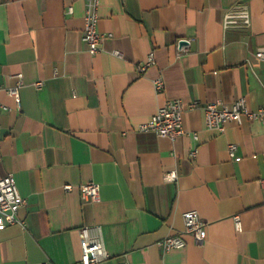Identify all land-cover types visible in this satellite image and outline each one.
I'll return each instance as SVG.
<instances>
[{
	"label": "crops",
	"instance_id": "obj_1",
	"mask_svg": "<svg viewBox=\"0 0 264 264\" xmlns=\"http://www.w3.org/2000/svg\"><path fill=\"white\" fill-rule=\"evenodd\" d=\"M236 3L248 27L224 25ZM83 15L84 0H0V175L26 198L24 226L0 230V264H74L80 228L95 224L109 254L99 264H264V114L221 133L203 120L207 102L264 109V0H100L94 54ZM19 80L17 101L7 88ZM173 98L185 133L138 129ZM90 180L96 202L80 196ZM191 209L202 244L184 231ZM176 232L185 245L163 252L158 241Z\"/></svg>",
	"mask_w": 264,
	"mask_h": 264
},
{
	"label": "built area",
	"instance_id": "obj_2",
	"mask_svg": "<svg viewBox=\"0 0 264 264\" xmlns=\"http://www.w3.org/2000/svg\"><path fill=\"white\" fill-rule=\"evenodd\" d=\"M100 0H84L83 29L81 38L87 46L89 53L94 54L99 50V44L102 34L98 30ZM68 14L73 12L72 6L66 7ZM225 26L248 27L250 25V13L246 4L236 3L224 16ZM183 50L182 47L179 51ZM261 58H264V47L257 52ZM113 54L119 55V51L114 50ZM155 62L154 51L148 52L145 62L138 64V70L143 71ZM20 77V74H18ZM20 79V78H19ZM20 80L14 86L7 88V91L17 101H19ZM42 82H36L39 87ZM156 92H160L164 87V82L160 77L153 80ZM184 110L183 102L180 98L168 99L159 106L156 112L145 122L139 124L140 131H152L158 136H165L171 139L185 133L183 128L182 113ZM204 124L209 129H214L219 133L224 132L226 124L229 122H241L243 117L248 119L260 118L264 114V109L250 111L245 106L243 97L237 98L231 103L222 101L207 102L203 105ZM197 138L195 132L192 133ZM236 148L235 143L228 145L230 156H234ZM196 149L190 154L194 156ZM177 177L176 170L168 171L164 174V179L172 181ZM64 189L68 190L70 184H64ZM80 196L82 200L96 202L100 199V186L92 180L80 184ZM26 204L24 198L18 191L12 173L0 175V230L8 225L19 224L24 226V219L19 217V210ZM184 222V231L190 233L196 244H202L205 240V222L194 209L186 210L182 213ZM235 227L240 228L239 216H234ZM158 245L163 252L174 248H181L185 245L180 233H171L158 241ZM80 246L81 256L74 264H99L107 259L109 254L105 249L100 225L83 226L80 228ZM119 264H129L127 261H121Z\"/></svg>",
	"mask_w": 264,
	"mask_h": 264
},
{
	"label": "water",
	"instance_id": "obj_3",
	"mask_svg": "<svg viewBox=\"0 0 264 264\" xmlns=\"http://www.w3.org/2000/svg\"><path fill=\"white\" fill-rule=\"evenodd\" d=\"M186 41L185 40H180L179 41V45H182V44H184Z\"/></svg>",
	"mask_w": 264,
	"mask_h": 264
}]
</instances>
